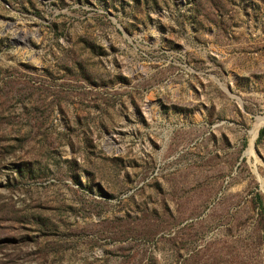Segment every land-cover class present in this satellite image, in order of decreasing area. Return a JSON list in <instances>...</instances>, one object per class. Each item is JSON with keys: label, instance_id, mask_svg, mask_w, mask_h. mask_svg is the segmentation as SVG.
<instances>
[{"label": "rangeland", "instance_id": "1", "mask_svg": "<svg viewBox=\"0 0 264 264\" xmlns=\"http://www.w3.org/2000/svg\"><path fill=\"white\" fill-rule=\"evenodd\" d=\"M263 126L264 0H0V264H264Z\"/></svg>", "mask_w": 264, "mask_h": 264}, {"label": "trees", "instance_id": "2", "mask_svg": "<svg viewBox=\"0 0 264 264\" xmlns=\"http://www.w3.org/2000/svg\"><path fill=\"white\" fill-rule=\"evenodd\" d=\"M262 135H264V126L258 131V137H261ZM254 203H256V207L262 221L261 239L264 244V202L258 193L254 194Z\"/></svg>", "mask_w": 264, "mask_h": 264}, {"label": "bare ground", "instance_id": "3", "mask_svg": "<svg viewBox=\"0 0 264 264\" xmlns=\"http://www.w3.org/2000/svg\"><path fill=\"white\" fill-rule=\"evenodd\" d=\"M255 134V133H254ZM253 138H254V135L251 137V142H252V140H253ZM264 181V180H263ZM262 184V183H261Z\"/></svg>", "mask_w": 264, "mask_h": 264}]
</instances>
